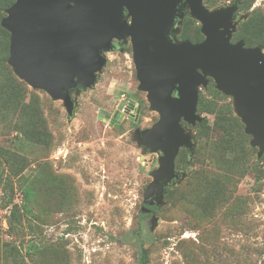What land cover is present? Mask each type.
<instances>
[{
    "label": "rangeland",
    "instance_id": "374dc122",
    "mask_svg": "<svg viewBox=\"0 0 264 264\" xmlns=\"http://www.w3.org/2000/svg\"><path fill=\"white\" fill-rule=\"evenodd\" d=\"M234 2L204 0L210 10ZM239 11L247 18L232 42L264 44V0H244ZM188 20V39L203 40L200 23ZM125 53L106 54L69 120L62 102L21 80L25 97L11 94L0 34V264H14L12 254L22 264H139L144 249L147 264H264V157L250 146L232 98L212 84L200 91L195 152L176 160L184 177L140 230L158 156L139 146L135 132L159 116L138 89L131 48ZM124 96L142 100L137 124L112 123L124 113ZM4 187L18 206L29 190L16 233Z\"/></svg>",
    "mask_w": 264,
    "mask_h": 264
},
{
    "label": "water",
    "instance_id": "95a60500",
    "mask_svg": "<svg viewBox=\"0 0 264 264\" xmlns=\"http://www.w3.org/2000/svg\"><path fill=\"white\" fill-rule=\"evenodd\" d=\"M242 1L210 10L204 0H16L1 21L10 34L8 64L30 88L62 102L73 120L75 96L95 87L113 42L129 39L138 89L159 116L135 132L139 146L158 156L146 196L159 206L166 189L184 177L176 168L180 151L195 152L192 129L204 121L200 90L210 80L232 98L250 146L264 157V44L232 42L247 18L238 14ZM186 16L200 23L202 42L171 38ZM136 105L131 101L138 119L142 106Z\"/></svg>",
    "mask_w": 264,
    "mask_h": 264
},
{
    "label": "trees",
    "instance_id": "16d2710c",
    "mask_svg": "<svg viewBox=\"0 0 264 264\" xmlns=\"http://www.w3.org/2000/svg\"><path fill=\"white\" fill-rule=\"evenodd\" d=\"M15 1L16 0H6V1H4V5L0 9L4 13V17H5L6 10L9 7H11L15 3ZM235 2H236V0H235ZM242 3L244 4V0L242 1ZM4 17H2L1 20H0V34H2V37H3V53H4V55H6V58H5L6 64H7L8 69L12 70V68L8 64L9 46H10V41H9L10 34L1 25V21H2V19ZM189 21H191V20H188V18H186L185 22H184L183 35H182L184 38H190V36L188 35V27H189V24H190ZM201 37L203 38V36H201ZM13 76H15L17 78V76L13 73V70H12V75H10V77L8 78L9 84H10V88H11V94L12 93H14V94L15 93H19L22 98H23V96L25 97V95L27 94L26 88L23 86V84L19 81L18 78H17L18 79L17 80ZM211 84H212V86L215 85L214 81L211 82ZM183 150L187 152V159H188L190 157L189 151H187L185 149H182L181 151H183ZM0 182H2V181L0 180ZM175 189L176 188L174 186H172V187H168L166 190L172 192ZM3 190H4V195L5 194L7 195L6 202L3 200V208H8L9 205H11V204L13 205V209L11 210V214H10V216L8 218L9 228H10L11 231L16 233L17 232L16 230L18 228L20 209H22V207L26 209L27 208L26 207L27 201H28V199H30L29 190H24L25 194H24L23 200H22L23 204L20 205V206H18L17 204H13V199L10 196V194H8V191H7L6 187H4ZM150 201H151L150 199H147L146 202H144V204H143L144 207H143V209L140 212V216H139L140 225H141L140 230L144 229L143 228L144 227L143 226L144 222L147 219L153 220L154 214L159 210V206L156 203H152ZM12 256L14 257V262H15L14 264H22L19 256H16V254H12ZM147 258H148L147 250L144 249L143 252H142L139 264H147Z\"/></svg>",
    "mask_w": 264,
    "mask_h": 264
},
{
    "label": "flooded vegetation",
    "instance_id": "af4514ba",
    "mask_svg": "<svg viewBox=\"0 0 264 264\" xmlns=\"http://www.w3.org/2000/svg\"><path fill=\"white\" fill-rule=\"evenodd\" d=\"M243 4V3H242ZM241 4V5H242ZM240 5V7H241ZM240 7H239V10H240ZM240 13V11H238V14ZM188 18V16L185 17V19ZM185 19H184V22H185ZM184 22L183 24H180V21L177 20L176 23H175V27L172 29L171 31V38L174 40V41H183V40H190L188 38H184L182 35H183V27H184ZM204 40V39H203ZM203 40L201 41H192L190 40L192 43H199V42H202ZM238 42V41H237ZM236 43V42H235ZM113 50L111 52H120L122 54H126L125 53V49L126 48H131L132 50V56H133V47H132V44L130 42V40H122V41H118V40H115L113 42ZM211 82H213L212 80H210L209 82V85L211 84ZM203 89V88H202ZM201 89V90H202ZM200 90V91H201ZM131 101L135 102L138 106H142V100L140 99H135V98H128L127 99V106L126 108L124 109V113H121V112H116L115 115H114V118H113V121H115L113 124L114 125H119L120 123L124 122L126 119H129L133 124H137L138 121H139V117H140V114H139V117L138 119L136 118V115L132 116V113L137 110V107H134V108H131L130 106V103ZM136 105V106H137ZM142 110V108H141ZM141 113V112H140ZM134 117L132 119V117ZM188 151V150H187Z\"/></svg>",
    "mask_w": 264,
    "mask_h": 264
},
{
    "label": "built area",
    "instance_id": "2783aa9c",
    "mask_svg": "<svg viewBox=\"0 0 264 264\" xmlns=\"http://www.w3.org/2000/svg\"><path fill=\"white\" fill-rule=\"evenodd\" d=\"M122 101H127V99L125 98V96H124V99ZM126 106H127V104H126Z\"/></svg>",
    "mask_w": 264,
    "mask_h": 264
}]
</instances>
